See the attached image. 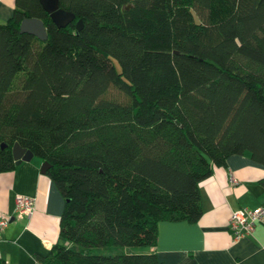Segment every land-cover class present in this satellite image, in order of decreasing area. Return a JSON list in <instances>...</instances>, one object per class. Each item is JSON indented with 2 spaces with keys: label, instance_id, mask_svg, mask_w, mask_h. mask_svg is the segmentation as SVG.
Instances as JSON below:
<instances>
[{
  "label": "trees",
  "instance_id": "16d2710c",
  "mask_svg": "<svg viewBox=\"0 0 264 264\" xmlns=\"http://www.w3.org/2000/svg\"><path fill=\"white\" fill-rule=\"evenodd\" d=\"M12 2L0 173L16 169L19 143L47 161L65 202L36 264H164L158 222L196 223L213 167L234 154L264 166V0H59L75 14L65 27L39 0ZM25 18L47 40L22 33ZM130 246L149 251L96 250Z\"/></svg>",
  "mask_w": 264,
  "mask_h": 264
},
{
  "label": "crops",
  "instance_id": "0c3cea01",
  "mask_svg": "<svg viewBox=\"0 0 264 264\" xmlns=\"http://www.w3.org/2000/svg\"><path fill=\"white\" fill-rule=\"evenodd\" d=\"M1 1L14 9L13 0ZM41 163L34 156L12 172L0 173V216L10 217L0 238V257L6 264H36L58 241L64 196L42 172ZM213 170L199 183L203 215L196 223L158 222L154 247L158 259L164 264H264V223L257 224L254 235L241 240H235L229 230L233 210L264 205V187L259 181L264 178V166L248 155L234 154L226 167ZM232 176L235 181L230 180ZM18 195L34 198L36 207L30 216L16 215Z\"/></svg>",
  "mask_w": 264,
  "mask_h": 264
},
{
  "label": "built area",
  "instance_id": "2783aa9c",
  "mask_svg": "<svg viewBox=\"0 0 264 264\" xmlns=\"http://www.w3.org/2000/svg\"><path fill=\"white\" fill-rule=\"evenodd\" d=\"M232 176L231 181H235ZM16 215L17 216H30L35 211L34 198L18 195L15 199ZM10 223V217L0 216V238L5 231L7 225ZM258 223H264V205H260L257 208L251 210V208L241 207L232 211L229 216V230L233 233L235 240H241V238L254 235V230Z\"/></svg>",
  "mask_w": 264,
  "mask_h": 264
},
{
  "label": "water",
  "instance_id": "95a60500",
  "mask_svg": "<svg viewBox=\"0 0 264 264\" xmlns=\"http://www.w3.org/2000/svg\"><path fill=\"white\" fill-rule=\"evenodd\" d=\"M42 3L43 9L50 14L55 25L59 27L69 26V23L75 19V14L72 12H67L60 7L59 0H39ZM80 21L77 22L79 26ZM20 31L22 33H30L41 40H47V30L46 26L42 23V20L39 18H25L20 22ZM4 146V144H3ZM12 154L14 156L15 165L20 164L24 161H30L34 157V153L30 150L25 149L19 143H16L12 148ZM41 170L43 173H46L49 170L50 165L47 161H42Z\"/></svg>",
  "mask_w": 264,
  "mask_h": 264
},
{
  "label": "rangeland",
  "instance_id": "374dc122",
  "mask_svg": "<svg viewBox=\"0 0 264 264\" xmlns=\"http://www.w3.org/2000/svg\"><path fill=\"white\" fill-rule=\"evenodd\" d=\"M12 10H13V6L11 4H8L7 2H0V23H5L12 15ZM117 67H119L118 62H116ZM108 98H113V99H117L120 100L121 102L124 101L126 98L124 97L123 93L121 94L118 90L116 89H111L109 91V94L107 95ZM103 252H111L114 255H116L117 253H147V251L149 249H147L146 247H138V246H130L128 248L126 247H110V248H103V249H96Z\"/></svg>",
  "mask_w": 264,
  "mask_h": 264
}]
</instances>
